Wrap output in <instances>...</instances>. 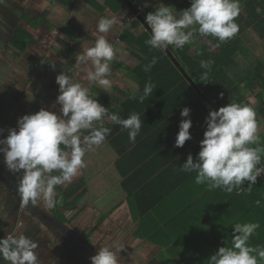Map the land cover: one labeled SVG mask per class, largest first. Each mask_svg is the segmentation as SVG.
Returning <instances> with one entry per match:
<instances>
[{
  "label": "clouds",
  "instance_id": "clouds-1",
  "mask_svg": "<svg viewBox=\"0 0 264 264\" xmlns=\"http://www.w3.org/2000/svg\"><path fill=\"white\" fill-rule=\"evenodd\" d=\"M3 3L4 0H0V4ZM190 5L177 12L175 8L161 4L149 12L145 21L151 29V37L145 44L151 49L166 51L169 46L182 49L197 35L227 43L238 34L236 19L241 14L240 0H190ZM117 23L116 17H101L96 30L105 35L96 39L93 47L76 56L75 66H83L88 85L76 82L62 72L56 77L59 114L41 109L25 115L18 119V130L9 129L7 137L0 140V153L4 155L8 171L19 173L23 170L18 185L22 205L36 206L41 200L48 208L56 205L57 186L71 183L87 166L86 153L105 143L111 134V128L104 126L106 120L125 130L132 144L141 133L139 113L121 118L117 111H110L94 99L91 92L94 84L110 87L108 77L117 52L106 34ZM156 63L157 57L153 56L143 66V71L150 72ZM211 63L200 61L201 67L207 70L202 79H207ZM154 88L149 78L142 94L133 93L129 98L142 104L153 94ZM190 111L185 107L180 113L184 119L175 140L177 148H182L191 139ZM205 123L206 131L197 157L194 159L189 154L178 170L196 173L195 183L206 185L209 190L220 189L230 194L243 189L251 193L258 177L264 173V142L258 135L256 110L242 102H231L209 112ZM245 182H248L246 190L243 188ZM255 204L259 207L261 201L256 200ZM259 227L256 222L234 224L231 246L220 247L207 264H264V246L249 243ZM37 247L36 242L23 234L19 237L7 235L0 239V257L9 264H41ZM90 259L91 264H121V258L107 246L100 247Z\"/></svg>",
  "mask_w": 264,
  "mask_h": 264
},
{
  "label": "crops",
  "instance_id": "crops-1",
  "mask_svg": "<svg viewBox=\"0 0 264 264\" xmlns=\"http://www.w3.org/2000/svg\"><path fill=\"white\" fill-rule=\"evenodd\" d=\"M4 1L10 6L9 1L11 0ZM49 1L51 2L52 0H48L47 4ZM147 1L149 3L143 5L147 6L151 3V0ZM30 2L35 4L34 8L36 11H34L35 9L31 10L25 8L21 12L20 17H22L26 10H30L34 14H39L46 10V5H43L46 3L42 4V0H30ZM51 3H49L48 9L56 10L58 6L56 4L52 5ZM157 3H160V0L157 1ZM19 6L20 2L17 3L16 8L18 9ZM166 6L174 8L173 3L167 4ZM12 12L13 11H11V13ZM64 12L71 13L67 10ZM73 13L74 10L72 11V15ZM10 15L11 14H8V18L11 17ZM93 17L96 16L91 11H87V15L85 16L86 21H93ZM115 17L118 21V17ZM66 22H72L77 25L81 31L86 34L84 42L91 43V45H94L95 40L101 35H105L99 33L95 26L94 31L90 33V31L86 30L87 27L82 22L80 23L72 20ZM66 22L58 23L56 21L50 23L56 26ZM97 23L98 22L95 24L97 25ZM24 25L27 26L25 23ZM119 27L120 24L117 23L113 29L106 34V39L113 44L117 52V58L114 61L118 64L119 60H123L125 64L122 65L134 68L138 64V60L130 55L126 48H123V51L127 56L124 57L118 54L119 49L117 48V41L115 42L116 39L113 36L114 33L119 30ZM27 28L29 27L27 26ZM40 29L46 28L41 27L38 31ZM144 31H146L144 26L132 28V32L136 35H140ZM47 34L50 41H52L55 35L58 36L57 38L64 39L62 31H60L58 27L55 28L53 32L47 31ZM119 35L120 34H118V37ZM117 40L119 41L118 38ZM84 42L78 54L88 49L87 44ZM7 53L9 54L8 51ZM129 57L133 59L131 58L130 60ZM127 63L131 66H128ZM114 71L118 70L112 67L111 75L108 77L110 80V87L106 88L96 85V89L100 92L97 93V95H93V98L97 99L101 105H103V99L101 97L102 92L110 94L112 97L119 100V96L112 90L113 88H118L127 92H135L138 90L137 84L131 79L123 75L120 71H118L121 73L119 75L115 74ZM77 73H79V75H77ZM73 74L77 77V82L85 86L86 84L88 85V81L85 79L86 72L83 66L76 67V70L72 72V75ZM79 76H83L86 82L80 79ZM252 99H255L256 107L253 106ZM248 101L256 111L259 110V101H257L255 95H249ZM164 111L163 109L155 110L152 106L149 111L150 113H146L142 116L141 133L137 136L136 142L133 144L134 146L130 148L133 150L130 152L131 154L129 156L122 158V155L115 151L109 140H106L102 145L94 147L91 152H87L84 158L87 166L83 169L84 174L81 179H83L87 185L88 201H84V199V203L82 202L83 204H80V209L78 206L77 212L81 215L83 210H89L91 199L93 200L92 205L96 203L99 205L97 208L98 212L103 213L102 209L104 208L105 213L102 215H107V218L101 225L103 226L100 229L102 234L100 236L97 235L99 238H94L93 233L97 229H92L89 232L90 238L92 237V241L98 239L99 248L107 246L116 252L118 258H121V264H149L153 259H158L163 264H207L210 256L215 254L220 247L231 246L233 226L236 223L242 222V217L247 213V203L239 201V197L241 198V196L246 194L243 189L234 190L233 192L236 193L234 197L231 196L233 192L229 194L220 189L209 190L206 185H198L195 183L196 174L193 176L190 175L188 178V173L178 170L183 163L176 165L177 162H170L172 155L175 152L177 153L180 148L174 146L175 140L171 142L173 127L170 128L168 125L158 123L160 114ZM110 125V121L106 120L104 122L105 127H109ZM263 125L259 128V136L264 133L262 129ZM2 132L1 129L0 136H5ZM116 136H118V134H115L113 137ZM170 137V144H166L164 141ZM128 143H130L128 134L126 131H123L120 140L117 142V146L119 149H123ZM161 143L163 144L161 145ZM91 154L95 155V159L91 158ZM0 159L3 160L2 157ZM186 160L187 159L183 161ZM118 163L123 171L133 169L137 165L133 170L128 172L126 180L128 192L122 188V181L124 178L117 167ZM158 168L161 170L155 173V170ZM4 191L0 183V219H2L0 223L7 227L5 229L12 228L17 237L23 234L34 242H39V229L42 226L41 223L46 225V223L42 222V217L45 215L51 218L53 216L51 212L54 208L52 207L51 212L45 214L39 212L31 205V209H28V213L31 214L32 210L33 217L24 219L22 215V217L13 219V221L10 222L9 218L15 215V208L18 202L8 191ZM127 193H130L131 196H128L130 194ZM137 194H139V197L136 200L135 196ZM134 201H137V204ZM106 205L108 206L105 207ZM19 206L25 209V205ZM138 208H140L139 211ZM132 209L135 211H132ZM144 210H147V212L142 213ZM73 213H75V211L66 213V218L70 219ZM234 213H236V218L233 217ZM102 215H100V217ZM92 216L91 214H87L85 219H91ZM100 217L97 221L98 230L100 227L98 225ZM75 218L74 216V219ZM40 219L41 222L39 221ZM120 225L122 226V230L119 231L120 234H117V232L113 230L114 227L117 230ZM50 230L54 231L52 229ZM55 232L59 236L61 235L57 237L58 239L63 237L66 242L69 243L67 248L69 247L70 250L73 247L76 248V252L81 255L83 260H86V264H90L86 259L87 257H84V255H86V250L84 249V251H82L86 246L82 243L78 244L83 241V239L73 234L68 228L65 235H62L57 230H55ZM87 235L82 233L83 237ZM120 235H122V237L119 239ZM37 245L36 252L41 264H48V261H50V264H59L63 262L57 261L58 258L56 257L50 260L53 253L52 248H47L46 245L42 243H37ZM92 250L96 251L94 247ZM69 257L70 259L65 261L67 264H71L72 262V256L70 255ZM75 258H78V256ZM5 264H9V262Z\"/></svg>",
  "mask_w": 264,
  "mask_h": 264
},
{
  "label": "trees",
  "instance_id": "trees-1",
  "mask_svg": "<svg viewBox=\"0 0 264 264\" xmlns=\"http://www.w3.org/2000/svg\"><path fill=\"white\" fill-rule=\"evenodd\" d=\"M78 1L79 0H52L51 4H58L68 12H72ZM81 1H84L91 9L101 14L102 17H118L126 8V10H128L127 16H134L124 0ZM170 3H173L177 12L183 11L191 6L190 0H160L159 5L150 3L146 6V12L143 14L144 19L149 12L154 11L161 4L166 6ZM240 4L241 14L236 19V23L239 25V32L227 43H220L216 38L211 36L200 37L197 35L191 43L186 44L182 49L175 48L174 46H169V49L216 110L220 107L227 106L231 102H242L251 106L248 97L249 95H255V98L259 101V110L256 112L260 128L264 124V61L256 60L251 63V67L246 72H243L238 67V57L249 54L248 48L243 40L245 32L253 29L258 32L261 39H264V0H240ZM49 14L48 10L39 14H34L30 10H26L22 15V20L33 30L44 27L49 29V31H53L58 27L64 35V39L57 38L56 42L58 46L53 48L59 59L53 60L47 57L40 64V73L44 76L47 83L57 90V98L59 95V85L56 83V77L62 72L72 76V72L76 70V56L86 38V34L72 22L61 23L56 26L53 25L50 23ZM136 26L142 27L143 25L139 20H134L130 28H124L120 32L118 39L121 43L127 45V52L138 60V64L134 68H129L124 65L120 66L122 73L137 84L138 90L135 92H127L118 88H113L112 90L119 96V100L112 97L110 94L102 92L101 97L103 99V106L109 108L110 111H117L121 118H127L133 112L139 113L141 121H143L142 116H144V114L150 113L149 111L152 106L155 110H165L160 114L158 123L168 125L170 128L173 127V132L171 134L173 137L172 139L170 137L164 141L166 144H170V139L171 142L172 140H176L179 132V125L181 120L184 119L181 117L180 113L183 108H189L191 110L189 118L192 121V127L189 130L191 139L186 141L185 145L180 148L177 153L175 152L172 155L170 161L177 162L176 165L185 163L186 161L183 160L187 159L189 154H191L194 159L197 157L200 151V142L203 140L204 132L206 131L205 121L211 111L164 51L151 49L145 44V41L150 39L151 35L147 31H144L140 35H136L132 32V28ZM35 45V37L24 28L19 27L10 37L8 44L5 46V50L19 61L22 60L23 55L28 53ZM212 47L214 48L212 49ZM153 56L157 57V63L150 72L146 73L143 71V66L149 63ZM202 60L212 62L207 79L201 78L203 73L207 71L200 65V61ZM149 78H151V82L155 85L153 94L142 104L136 100L130 99L129 97L133 93L137 95L142 94L144 85ZM99 92L96 86L92 87L93 95H97ZM49 100L50 98L40 93L37 94L36 100L31 105L30 110L34 113H37L41 109L45 110L41 103H47ZM109 128H111L112 131L106 140H109L115 151L122 155V158L129 156L131 154L130 152L133 150L130 148L134 146L132 143H128L123 149H119L117 146V142L120 140L125 130L119 125H114L112 123ZM9 129L11 128L3 127L2 133L8 135ZM84 134L87 135V132ZM115 134H118V136L113 137ZM260 137L261 141L264 142V133L260 135ZM163 143H161V145ZM1 157L3 160L0 159V183L3 189L8 191L19 205H22L18 193V185L21 178L18 177L17 173L8 171L4 163V156L0 153V158ZM263 159L264 157H262V164H264ZM117 167L124 178L122 181V188L128 192L126 186L128 172L135 167L126 171L120 168L119 163ZM158 170L161 169L158 168L155 170V173L159 172ZM195 174L196 173H191L187 176L189 178L190 175L193 176ZM85 186L86 183L84 180L80 179L77 183L61 190L59 195H57V203L52 210L53 216L48 218L43 215L42 222L46 223L50 229L54 231L57 230L62 235H65L67 231L66 223L68 222L66 213L77 210L80 203L87 197L88 192ZM243 186L246 190L248 182H245ZM245 193L244 196H241V198L239 197L240 202H246L248 205L247 213L242 217V222L240 223H259L260 227L250 238L249 243L251 246H264V179L258 177L251 193L246 191ZM235 194L236 193L233 192L231 196L234 197ZM128 196H131V194ZM138 197L139 194L135 196V199L137 200ZM256 200L261 201V206L258 207L255 204ZM134 202L137 204V201ZM139 210L140 208H138V211ZM132 211L135 210L132 209ZM145 212H147V210H144L142 213ZM233 217L236 218V213H234ZM106 218L107 215H102L98 225L101 226ZM0 225L2 224L0 223ZM3 227L7 228L5 226ZM8 229L9 231L12 230V228ZM15 236L17 237V235ZM81 243L86 246L82 251H84V249L86 250V255L84 256L87 257V261L91 264L90 258L96 255V253L90 246V234L84 237L83 241L78 244ZM78 244L77 246L79 247ZM6 262L7 261L0 257V264H5ZM149 264L163 263L158 259H153Z\"/></svg>",
  "mask_w": 264,
  "mask_h": 264
},
{
  "label": "rangeland",
  "instance_id": "rangeland-1",
  "mask_svg": "<svg viewBox=\"0 0 264 264\" xmlns=\"http://www.w3.org/2000/svg\"><path fill=\"white\" fill-rule=\"evenodd\" d=\"M45 1V2H44ZM137 2L143 4L149 3L147 0H136ZM159 0H151L152 4H157ZM20 2V6L17 9V3ZM48 0H42V4L44 6L46 5V10L49 11V19L50 22H66V21H77L82 22L86 27L87 31H90L92 33L94 31V26L96 27V22L99 21V19L102 17L101 14L97 13L93 9H91L84 1L79 0L76 4V8L74 9V13L72 15L71 13L64 12L65 9L62 8L60 5L56 4L58 8L56 10H50L49 3L47 4ZM10 6H8L5 1L3 4H0V127L1 129L3 127H9L11 129H17V122L18 119L22 118L25 115H31L35 114L33 111L30 110L31 105L36 100L37 94H42L45 97L50 98L49 102L47 103H41L42 106L45 108V110L55 112L59 114V108L60 106L56 104V89L51 87L44 76L40 73V64L43 62V60L47 57H50L53 60L59 59L58 55L54 52L53 48L58 46V43L56 42L58 36H54L52 41L49 40L48 32L49 29H40L39 31L33 30L31 28H27V26L24 25L21 12L26 8L34 10L35 4L30 2V0H11L9 1ZM143 5V6H145ZM44 9V10H45ZM63 9V10H62ZM127 9V8H126ZM124 9V12H121L118 15V24H120L119 30L114 33L115 42L117 41L118 45V54L121 56H127L126 53H124L123 48H126L127 45L120 43L117 38L118 34L128 26L127 20H131V16L128 15V10ZM9 11V12H8ZM11 11H13L11 13ZM36 11V9L34 10ZM43 11V10H41ZM87 11H91L96 17H93V21L87 22L85 19V16L87 15ZM8 14H11L8 18ZM98 20V21H97ZM128 23V24H127ZM23 27L25 30L30 32L34 37L36 41V45L28 51V53H25L23 55L22 60H16L11 54H8L5 50V45L10 40V37L12 34L16 31L18 27ZM243 40L248 48L249 54L246 56H239L238 57V64L239 69L243 72H246L250 67L251 63L255 62L256 60H262L264 61V39H261L258 35L257 31H254L253 29H250L247 33L243 35ZM87 44V47H93L94 45L89 44L88 42H84ZM214 47H212L213 49ZM217 51V50H216ZM130 58V57H129ZM132 58V57H131ZM130 58V60H131ZM133 59V58H132ZM118 65L116 64V61L113 62L112 67H114L116 70L122 72L120 70V66L122 64H125L123 60L118 61ZM128 66H131L127 63ZM118 71H114L115 74L119 75L121 74ZM124 75V74H123ZM72 77L77 82V77L73 74ZM80 79L84 80L83 76H79ZM86 82V81H85ZM88 83V82H87ZM135 83V82H134ZM136 84V83H135ZM98 85V84H94ZM87 86V84H86ZM253 106L256 107V101L253 100ZM251 102V103H252ZM0 129V131H1ZM264 130V125L262 127ZM0 136V140L5 139L7 137ZM92 151V150H91ZM90 151V152H91ZM89 152V151H88ZM3 155V153H1ZM4 156V155H3ZM91 158L95 159V155L91 154ZM264 160V159H263ZM89 168V166H88ZM95 171V169H94ZM23 170L21 172L17 173L18 177L22 178ZM55 174V173H54ZM84 170L82 169L80 173L74 177L71 183L64 185V186H57L56 192L57 195H59L60 191L69 187L70 185H73L77 183L83 176ZM87 187V185L85 186ZM5 192V191H4ZM7 194V193H6ZM88 195L85 198L84 201H88ZM82 203V202H81ZM80 203V204H81ZM84 203V202H83ZM82 203V204H83ZM93 200H90V208L89 210H83L81 212V215L78 214V210H75V213L71 214L70 219H68V222L66 223V227L75 235H78L79 238L83 239L82 233L85 235L89 234V232L93 229H97V221L100 215L105 213L104 208L102 209L103 213H100L97 211V208L99 205L96 203L92 205ZM81 204V205H82ZM81 205H79V209L81 208ZM106 205L105 207H107ZM17 204V207L15 208V215L10 216V222L13 221V219L16 218H28L33 217L32 216V210L31 214L28 213V209H31V203L25 206V209L20 208ZM41 213L47 214V212H51L52 208H48L47 205L41 200L36 206H33ZM22 210V211H21ZM107 212V211H106ZM52 213V212H51ZM53 214V213H52ZM93 215L91 219H85L86 215ZM28 215V216H27ZM74 216L76 217L74 219ZM2 220V219H0ZM41 222V219L39 220ZM40 230V239L37 243H42L46 245L47 248H52L53 253L50 257L51 259L58 258L57 261H63L60 262L61 264H67L65 262L67 259H70V255L72 256V262L71 264H86V260H83L81 255L76 252V248H70L67 246L69 243L66 242V240L62 237L58 239L57 237H60L55 231H51L48 226L41 223ZM103 226L99 227V230H95L93 233L94 238L98 237L102 234V231L100 229ZM114 227V226H113ZM112 228V227H111ZM122 230V226L116 230L114 227L115 232L117 234H120L119 231ZM15 232L14 230H10ZM93 232V231H92ZM91 232V233H92ZM15 235V234H14ZM98 235V236H97ZM122 237V235L119 236ZM93 238V239H94ZM99 238V237H98ZM91 244L90 246L98 252L99 246L97 240L92 241V237L90 238ZM122 241V240H121ZM100 244V243H99ZM95 253L97 254V252ZM80 255V256H79ZM78 256V258H75ZM85 257V256H84ZM59 263V264H60ZM48 264H50V261H48Z\"/></svg>",
  "mask_w": 264,
  "mask_h": 264
},
{
  "label": "water",
  "instance_id": "water-1",
  "mask_svg": "<svg viewBox=\"0 0 264 264\" xmlns=\"http://www.w3.org/2000/svg\"><path fill=\"white\" fill-rule=\"evenodd\" d=\"M127 7L130 8V10L133 12L134 15L138 16L137 19L141 22V24L144 26V28L146 29V31L151 35V29L150 27L147 25L145 19L143 16L138 15L137 10L135 9V7L132 5V3L129 0H124ZM164 53L169 57V59L172 61V63L177 67V69L181 72V74L184 76V78L187 80V82L192 86V88L195 90V92L197 93V95L204 101V103L208 106V108L210 109V111H216V109L214 108V106L210 103V101L205 97V95L202 93V91L198 88V86L194 83V81L192 80V78L186 73V71L183 69V67L181 66V64L178 62V60L176 59V57L173 55V53L171 52V50L168 48L166 51H164ZM257 167H260L259 165H257ZM264 179V173L261 174V176Z\"/></svg>",
  "mask_w": 264,
  "mask_h": 264
},
{
  "label": "built area",
  "instance_id": "built-area-1",
  "mask_svg": "<svg viewBox=\"0 0 264 264\" xmlns=\"http://www.w3.org/2000/svg\"><path fill=\"white\" fill-rule=\"evenodd\" d=\"M131 3H132V5L135 7V9L137 10V12H138V15H143L145 12H146V6H143L142 4H140L139 2H137L136 0H129ZM137 17L138 16H136V15H134V16H132L130 19L131 20H129V21H127L128 23V26H126V28H130V26L132 25V22L134 21V20H136L137 19ZM138 20V19H137ZM93 86H95V85H92V87ZM92 87H91V92H92ZM0 234H1V239H4V238H6V236L7 235H14L15 233L14 232H12V231H9V230H7V229H5L2 225H0ZM15 236V235H14Z\"/></svg>",
  "mask_w": 264,
  "mask_h": 264
}]
</instances>
